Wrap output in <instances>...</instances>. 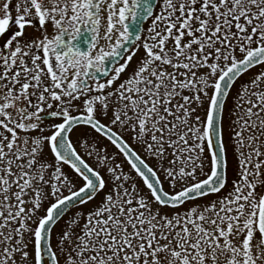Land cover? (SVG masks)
I'll list each match as a JSON object with an SVG mask.
<instances>
[{"label": "snow or ice", "instance_id": "obj_1", "mask_svg": "<svg viewBox=\"0 0 264 264\" xmlns=\"http://www.w3.org/2000/svg\"><path fill=\"white\" fill-rule=\"evenodd\" d=\"M10 28L0 264H264V70L229 110L231 181L224 139L264 69V0H0Z\"/></svg>", "mask_w": 264, "mask_h": 264}, {"label": "rangeland", "instance_id": "obj_2", "mask_svg": "<svg viewBox=\"0 0 264 264\" xmlns=\"http://www.w3.org/2000/svg\"><path fill=\"white\" fill-rule=\"evenodd\" d=\"M158 10V9H157ZM151 21L149 20L146 24L145 30L150 26ZM255 46V45H254ZM144 54L143 49L141 48L139 50V52L137 53V57H140ZM135 59L133 61V66L135 65ZM261 70H264L261 68V66H256L253 69L249 70V72L243 74L235 83V85L233 86V89L231 90L228 102H227V106H226V110L224 113V139H225V143L228 146V159H229V180L231 181V179L233 178L234 175V171L237 167V160L236 158L233 156V143L234 141L232 140V137L234 135L233 132V126H232V121L235 119V116L229 111L230 109L233 108L234 102H235V97L237 94V91L239 90V88L241 87V85L245 82L250 81V79L258 74ZM169 71H171V69H169ZM128 72L126 71L125 74H122L121 79L126 78ZM187 94V93H185ZM35 134V133H33ZM77 136H79V133H75L72 137L73 139V143L74 146L77 148L78 153L93 167H95V161L93 159H90L87 157V155L84 153L83 148L80 147V143L77 142ZM125 139L128 140L129 144H131L133 146V148L138 152V154L141 155L142 158L146 159V162L149 163L150 166L154 167L156 166V162L154 159H150L145 157L144 153L142 151H140V149L133 143V141L128 137L125 136ZM105 144H107L108 142L105 140L104 141ZM109 151L110 152H115L116 149L112 146L109 145ZM118 162L122 163L124 170L126 172H131V168L130 166L126 163V161H124V158L122 156H120L118 158ZM133 176H135V173L132 172L131 173ZM136 183L138 186L140 187H144L142 180H140L139 178H137ZM165 189L166 190H170L168 188V185L165 184ZM145 191H147L145 189ZM65 195H67V193H65ZM209 199H214V197H210ZM205 201H198L197 203H204ZM87 207H93V205L89 204ZM187 207V205L185 206ZM181 211H183V209H181ZM61 264H63V261H61Z\"/></svg>", "mask_w": 264, "mask_h": 264}, {"label": "flooded vegetation", "instance_id": "obj_3", "mask_svg": "<svg viewBox=\"0 0 264 264\" xmlns=\"http://www.w3.org/2000/svg\"><path fill=\"white\" fill-rule=\"evenodd\" d=\"M14 3H15V0H14ZM148 21H145L144 24H143V27L145 28L146 27V24H147ZM15 28H10L9 31L7 33H5L4 37L0 38V46H2V44L5 42V40L7 39V37L9 35H11V32L14 31ZM25 32L27 34H30V35H34V36H39L40 34L35 32L31 27H26L25 28ZM48 32H49V35H52L54 34V29H52L51 27L48 28Z\"/></svg>", "mask_w": 264, "mask_h": 264}, {"label": "water", "instance_id": "obj_4", "mask_svg": "<svg viewBox=\"0 0 264 264\" xmlns=\"http://www.w3.org/2000/svg\"><path fill=\"white\" fill-rule=\"evenodd\" d=\"M243 75V74H242Z\"/></svg>", "mask_w": 264, "mask_h": 264}]
</instances>
